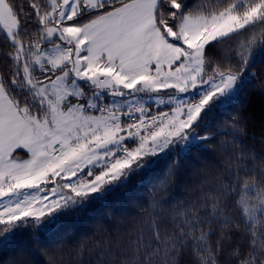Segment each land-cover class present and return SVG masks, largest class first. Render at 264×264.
Listing matches in <instances>:
<instances>
[{
    "label": "snow or ice",
    "instance_id": "obj_1",
    "mask_svg": "<svg viewBox=\"0 0 264 264\" xmlns=\"http://www.w3.org/2000/svg\"><path fill=\"white\" fill-rule=\"evenodd\" d=\"M258 56L264 0H0V248L137 176L165 188L177 157L240 140L235 105L253 83L264 95ZM234 164L228 183L153 218L103 264H221L225 244L226 264H264V155Z\"/></svg>",
    "mask_w": 264,
    "mask_h": 264
},
{
    "label": "trees",
    "instance_id": "obj_2",
    "mask_svg": "<svg viewBox=\"0 0 264 264\" xmlns=\"http://www.w3.org/2000/svg\"><path fill=\"white\" fill-rule=\"evenodd\" d=\"M255 35L257 39L261 37L259 29ZM254 71L257 76L264 71V61L259 56ZM235 112L247 117L246 134L240 140L221 135L202 151L193 150L188 156L177 157L178 171L165 188L155 186L163 179L162 175L150 177L152 182L137 176L128 187L85 212L68 216L58 228L43 234L39 240L22 232L16 243L0 248V264H103L106 256L102 254L110 247L114 250L118 244L126 245L153 218L171 220L172 209L187 208L199 201L203 192L216 191L228 183L229 165L235 167L234 154L264 155V95L259 93L257 84L245 90L235 105ZM224 202L231 204V201ZM225 214L235 217L237 211L229 207ZM232 231L229 226L223 233L218 232L217 238ZM144 239L150 240L151 235H145ZM238 240L239 237L233 236L230 243L234 245ZM229 251V245L225 244L221 264L231 259Z\"/></svg>",
    "mask_w": 264,
    "mask_h": 264
}]
</instances>
